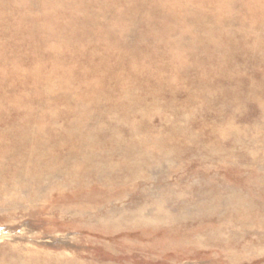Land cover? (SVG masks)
<instances>
[{"label":"rangeland","instance_id":"374dc122","mask_svg":"<svg viewBox=\"0 0 264 264\" xmlns=\"http://www.w3.org/2000/svg\"><path fill=\"white\" fill-rule=\"evenodd\" d=\"M0 264H264V0H0Z\"/></svg>","mask_w":264,"mask_h":264}]
</instances>
